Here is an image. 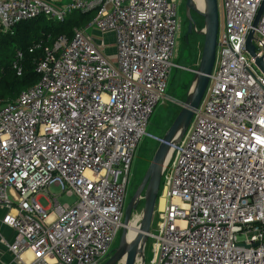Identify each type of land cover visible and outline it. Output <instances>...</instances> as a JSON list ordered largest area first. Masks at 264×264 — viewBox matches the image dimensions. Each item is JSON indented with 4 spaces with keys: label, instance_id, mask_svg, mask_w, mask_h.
Instances as JSON below:
<instances>
[{
    "label": "built area",
    "instance_id": "obj_1",
    "mask_svg": "<svg viewBox=\"0 0 264 264\" xmlns=\"http://www.w3.org/2000/svg\"><path fill=\"white\" fill-rule=\"evenodd\" d=\"M180 1L0 0L3 33L37 16L94 13L70 35L35 38L26 49L37 81L0 99V220L14 231V263L101 264L112 253L135 151L178 68ZM261 2L222 0L206 89L162 171L151 264H264V9L252 25ZM91 26L112 36L111 58ZM49 185L76 200L60 204Z\"/></svg>",
    "mask_w": 264,
    "mask_h": 264
},
{
    "label": "water",
    "instance_id": "obj_2",
    "mask_svg": "<svg viewBox=\"0 0 264 264\" xmlns=\"http://www.w3.org/2000/svg\"><path fill=\"white\" fill-rule=\"evenodd\" d=\"M184 6L189 20L187 33L191 31L193 26L190 11L193 10L202 17V28L199 30V34L203 36V43L198 66L194 71L192 83L186 92V97L184 102L181 104L180 110L176 114L168 129L165 131L161 141L158 142L141 182L125 206L123 215L124 226L121 229L118 245L101 264H118L122 258H124L122 264H135L138 257L141 259L142 264H145L144 249L152 223L162 171L170 152V145L180 140L187 130L193 113L201 102L208 83L209 75L213 68L219 27L217 0H203L202 10L195 6L193 0H185ZM263 9L264 0H262L256 12L252 23L253 26L256 25ZM252 33L253 31L250 30L246 37L245 48L253 56L254 49L251 43ZM256 63L264 69V64L260 58L256 59ZM140 198L143 199V206L138 224L139 233L132 240L127 241V225L130 222L132 211L139 204Z\"/></svg>",
    "mask_w": 264,
    "mask_h": 264
},
{
    "label": "rangeland",
    "instance_id": "obj_3",
    "mask_svg": "<svg viewBox=\"0 0 264 264\" xmlns=\"http://www.w3.org/2000/svg\"><path fill=\"white\" fill-rule=\"evenodd\" d=\"M184 2L185 0H181L178 6L180 29L177 39L176 56L173 59L174 64L178 65V68L175 66L171 67L167 84L165 87L166 96L162 100V102H160L156 106L145 128V131L148 135L143 136L135 151L130 168L131 177L126 189L125 206L128 203L131 196L133 195V193L135 192L136 187L140 183L151 161L154 151L158 145V141L153 139L152 136L159 138L163 137L165 131L168 129L173 119L175 118L176 114L180 110L181 104L185 100L186 92L188 91L192 83L194 71L198 66V61L203 43V36L199 34V30L202 28V17L192 10L190 15L192 21L195 22L196 28L186 38V40H184L183 39L184 31H185L184 20L187 19ZM217 5L219 11V24H221L220 11L222 6V0H217ZM95 28H96L95 26H91L87 29V32L89 34H93V36L96 37L95 39L105 40L108 36H110L109 33L103 36H100L97 33H93L92 31L95 30ZM106 43H107L106 46H102L104 51L107 50L108 46H111L109 41ZM108 56L111 58L113 54L109 53ZM161 189H162V182L159 188L160 192ZM47 190L50 194L55 195L57 202H59L60 204H64V203L72 204L76 200L75 195H68L65 192H62L60 186L49 185ZM37 201L42 206L47 205V201L44 196H40L37 199ZM161 204H162V199L159 193V196L156 200L154 214L150 227V230L154 232H156L157 224L160 221V217L158 215V209L160 208ZM142 206H143V199L141 198L139 204L131 213L130 219L132 218L134 219L135 217H138L137 225L139 224L138 220L141 217L140 215H141ZM134 215L137 216L134 217ZM120 235H121V230L118 231V233L116 234L111 250L115 249L116 246L118 245ZM153 257H154V240L148 238L144 249V263L151 264Z\"/></svg>",
    "mask_w": 264,
    "mask_h": 264
},
{
    "label": "trees",
    "instance_id": "obj_4",
    "mask_svg": "<svg viewBox=\"0 0 264 264\" xmlns=\"http://www.w3.org/2000/svg\"><path fill=\"white\" fill-rule=\"evenodd\" d=\"M93 14V12L83 14L73 12L62 22L52 21L44 16H37L16 24L12 33L0 31V99L10 100L22 89L33 85L37 81V75L34 72L36 53H30L26 49L35 38L42 32H50L53 35L59 33L70 35L74 27L84 26L88 23ZM15 48H20L23 51L19 62L20 74L16 73V69L11 64ZM159 193L160 190L157 198Z\"/></svg>",
    "mask_w": 264,
    "mask_h": 264
},
{
    "label": "crops",
    "instance_id": "obj_5",
    "mask_svg": "<svg viewBox=\"0 0 264 264\" xmlns=\"http://www.w3.org/2000/svg\"><path fill=\"white\" fill-rule=\"evenodd\" d=\"M96 33L95 31H93ZM112 36H108L105 40L104 43L107 44L106 42H110L111 46L107 47V50L105 51L107 55L109 53L113 54L114 53V47H113V41H111ZM3 210L0 208V219H1V214ZM14 238V231L4 225L1 220H0V264H16L14 263L11 254L7 251L5 247V242H12ZM25 255V254H24ZM26 256V255H25Z\"/></svg>",
    "mask_w": 264,
    "mask_h": 264
},
{
    "label": "bare ground",
    "instance_id": "obj_6",
    "mask_svg": "<svg viewBox=\"0 0 264 264\" xmlns=\"http://www.w3.org/2000/svg\"><path fill=\"white\" fill-rule=\"evenodd\" d=\"M193 1L195 3V6L198 9H200V10L203 9L202 0H193ZM168 156H169V154H168ZM168 156H167V159H168ZM161 199H162V204H161L159 209L162 208L163 202H164V198L162 196H161ZM137 219H138V217H135L134 219L133 218L130 219L129 224L127 225V233H126V240L127 241L132 240L139 233V228H138V225H137ZM123 261H124V258H122L119 263L122 264ZM135 264H142V261H141V259L139 257L136 259Z\"/></svg>",
    "mask_w": 264,
    "mask_h": 264
},
{
    "label": "flooded vegetation",
    "instance_id": "obj_7",
    "mask_svg": "<svg viewBox=\"0 0 264 264\" xmlns=\"http://www.w3.org/2000/svg\"><path fill=\"white\" fill-rule=\"evenodd\" d=\"M191 12H192V10L190 11V14H191ZM185 22H184V24H185V31H184V39L186 40V38L193 32V30H195V22L194 21H192V23H193V26H192V28H191V31L190 32H188L187 33V29H188V18L187 19H185L184 20ZM185 35H186V38H185ZM141 182V181H140ZM139 185V184H138ZM137 188V187H136ZM140 200H141V198H140ZM140 200H139V202H140Z\"/></svg>",
    "mask_w": 264,
    "mask_h": 264
}]
</instances>
